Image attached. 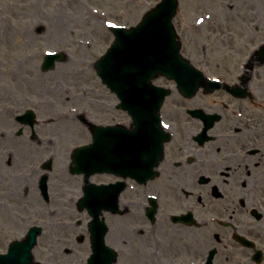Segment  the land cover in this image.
<instances>
[{
    "label": "flooded vegetation",
    "instance_id": "1",
    "mask_svg": "<svg viewBox=\"0 0 264 264\" xmlns=\"http://www.w3.org/2000/svg\"><path fill=\"white\" fill-rule=\"evenodd\" d=\"M259 67L249 75L244 65L237 73L228 72L227 81L241 85L242 96L219 89L210 94L201 90L188 98L175 90L194 103L163 104L161 117L170 136L154 176L143 183L124 179L120 190L114 187V213H105V217L114 215V244L108 242L113 241L108 239L110 230L106 234V242L114 248L112 264H264V92ZM24 98L18 99L28 104L21 112L29 108L38 116L44 100ZM21 112L12 117L20 125L17 140L25 139L32 148L34 141L41 143L35 129L40 122L23 123L18 119ZM118 112L114 104V118ZM78 116L97 122L84 111ZM7 143L0 140V208L8 207L7 200L18 206L24 193L30 201L42 200L45 210L13 219L10 228L0 232V254L12 241L24 239L31 228L40 227L31 264H88L93 253L90 214L79 208L86 179L71 172L72 152L66 171L57 173L61 186L53 190H59L56 196L51 190L54 159L50 157L36 161L34 154L27 164L36 183L33 189L21 191L14 183L6 184L4 170L15 171L13 160L23 166ZM49 159L52 168L46 171L43 164ZM44 173L47 200L40 191ZM102 175L95 174L90 181H113ZM119 180L114 175V183ZM56 207L63 208L65 219L56 221Z\"/></svg>",
    "mask_w": 264,
    "mask_h": 264
},
{
    "label": "rangeland",
    "instance_id": "2",
    "mask_svg": "<svg viewBox=\"0 0 264 264\" xmlns=\"http://www.w3.org/2000/svg\"><path fill=\"white\" fill-rule=\"evenodd\" d=\"M159 1L0 0V140H8L6 146L23 163L19 166L14 159L15 171L4 170L8 186L14 183V188L21 191L25 187L33 189L31 186L36 183L28 175L27 164L34 154L36 161L54 159L51 190L61 186L60 182L57 185V173L66 171L72 148L91 140L78 116L80 112L86 110L87 114L88 110L91 118L100 123L128 121V115L122 111L114 118L110 105L118 99L102 83L93 64L114 40L107 27L109 23L135 25ZM174 23L184 56L212 76H226L229 71L239 72L241 62L264 42V0H179ZM58 49L67 52L66 59L56 62L54 69L43 71L44 54ZM256 71L263 80L264 92V66ZM162 81L167 80L159 79ZM24 95L44 100L38 115L44 122L35 125L41 143L31 142L36 150L25 139L17 140L20 125L12 120L28 105L18 101L25 100ZM187 100L175 91L165 104L194 103V99ZM104 102L107 106L99 107ZM100 177L114 179L107 174ZM53 192L59 196V190ZM30 199L23 193L18 206L7 200L8 207L0 208V232L8 230L13 219L22 220L20 215L35 213L40 208L44 212L42 200ZM56 208V221L65 219L63 208ZM106 220L110 226L108 239H113L108 242L114 244V215L106 214Z\"/></svg>",
    "mask_w": 264,
    "mask_h": 264
},
{
    "label": "water",
    "instance_id": "3",
    "mask_svg": "<svg viewBox=\"0 0 264 264\" xmlns=\"http://www.w3.org/2000/svg\"><path fill=\"white\" fill-rule=\"evenodd\" d=\"M177 7L178 0H161L144 14L137 26L110 27L116 36L115 41L95 66L103 81L122 100L120 107L132 114L135 127L127 130L114 125H92L93 143L74 152L76 162L89 169L88 174L115 171L142 177L161 159L165 133L160 126L158 111L168 90L153 85L152 79L163 74L175 79L181 89L194 90L203 80L200 71L180 53L181 42L172 22ZM257 55L264 61V45ZM63 57L59 54L57 59ZM55 59L53 55L49 56L43 67H53ZM211 85L213 88L218 86ZM42 184L45 185V178ZM94 187L95 194L88 196L86 193L83 198V208L87 206L94 216L90 229L95 253L90 264H103L108 260L107 264H110L114 255L105 245L108 226L104 219H100V214L103 208L114 211V193H111L114 189L110 191L114 184L101 190V195L98 194L100 187ZM23 246V242L14 243L10 253L0 257V264L25 263L26 253L18 254Z\"/></svg>",
    "mask_w": 264,
    "mask_h": 264
},
{
    "label": "snow or ice",
    "instance_id": "4",
    "mask_svg": "<svg viewBox=\"0 0 264 264\" xmlns=\"http://www.w3.org/2000/svg\"><path fill=\"white\" fill-rule=\"evenodd\" d=\"M112 27H115V25H111ZM165 127H167V125H165Z\"/></svg>",
    "mask_w": 264,
    "mask_h": 264
}]
</instances>
